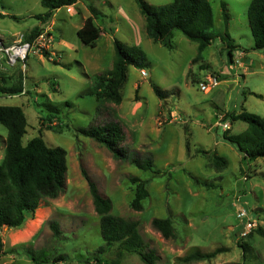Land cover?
<instances>
[{
  "label": "rangeland",
  "instance_id": "374dc122",
  "mask_svg": "<svg viewBox=\"0 0 264 264\" xmlns=\"http://www.w3.org/2000/svg\"><path fill=\"white\" fill-rule=\"evenodd\" d=\"M79 1L57 9L50 21L41 24L35 18L45 11L40 0H0L1 40L4 36L11 43L34 26L52 37L48 56L30 52L25 64L14 66L0 57V79L11 83L20 76L24 87L22 94H1L0 105L23 109L27 120L23 144L41 134L48 146L63 147L67 160L64 191L43 199L22 226L0 228L4 244L0 264L92 263L103 240L82 167L98 191L110 198L113 214L138 222L148 248L158 256L156 264H264V236L256 230L264 233V157L245 158L223 136L247 126L241 120L231 121L229 114L246 110L264 118V50L252 48L250 0H209L214 16L209 30L230 34L238 45L232 57L218 38L196 57L197 42L178 29L170 38L171 48L152 40L135 0ZM144 1L160 6L172 0ZM90 8L97 12L94 22L101 31L94 46L84 45L76 34ZM114 39L143 50L144 70L128 65L121 102L105 103L99 116V105L89 90L94 75L112 66ZM209 76L218 84L203 88ZM152 85L165 97L159 98ZM49 115H54L51 120ZM113 118L122 126L129 156L151 157L152 171L113 158L78 130ZM6 133L0 123V160ZM130 176L147 181L148 196L141 210L131 207ZM240 210L243 216L238 215ZM155 217H170L176 237L164 238L155 230L151 225ZM52 221L60 229L57 235L49 226ZM247 221L252 222L250 229ZM245 242L252 251L244 259ZM217 247L224 250L210 259H176L193 249L208 252ZM115 248L116 244L106 248L105 257L114 259ZM39 249L50 260L41 256L33 261ZM119 263L144 264L135 253L124 254Z\"/></svg>",
  "mask_w": 264,
  "mask_h": 264
},
{
  "label": "trees",
  "instance_id": "16d2710c",
  "mask_svg": "<svg viewBox=\"0 0 264 264\" xmlns=\"http://www.w3.org/2000/svg\"><path fill=\"white\" fill-rule=\"evenodd\" d=\"M76 1L40 0L45 11L36 14L35 18L41 24L47 23L55 10L72 5ZM135 1L144 16L148 37L168 48L172 47L170 38L175 29L180 30L188 39L197 42L196 57H200L201 52L216 38L225 45L231 57L234 49L238 47L227 31L209 30L214 24L213 10L209 0H172L160 6H151L144 0ZM221 7L225 10L224 2H221ZM90 11L91 14L84 19L76 34L84 45L94 46L101 31L94 22L97 12L93 8H90ZM247 20L253 37L252 48L264 50V0H250L247 7ZM41 31L42 27L34 26L24 38L31 40ZM113 44L114 59L111 68L94 75L89 90L99 105L97 108L99 116L105 111V103L119 104L121 102V88L126 81L128 65L138 69L144 68L145 56L139 46L125 45L117 39H114ZM43 55L48 56L47 52H43ZM23 88L20 76L11 83L0 79V95L19 94ZM152 89L159 98L165 97L163 90L157 86L152 85ZM53 116L49 115L47 120H51ZM228 117L231 121L241 120L247 126L236 134L223 132L224 138L236 145L245 158L264 157V118L246 110L229 114ZM42 120L45 121V118ZM0 123L7 129L3 156L0 160V228H18L23 225L29 214L35 212L43 199H54L64 191L67 171L66 150L61 146H48L41 134L23 144L22 137L26 132L27 120L23 109L18 105H0ZM58 128L60 129V126ZM78 130L104 146L113 158L121 161L128 159L141 170H153L151 157L129 156L128 150L123 147L125 134L118 120L113 118L103 123L97 121ZM215 159L220 163L223 162L219 158ZM81 173L87 182L93 208L99 216L100 235L103 240V245L99 246L92 255L93 261L90 264H120V258L126 253L137 254L144 264H156L158 256L153 249L148 248V243L139 232L138 222L113 214L110 198L98 191L96 183L83 167ZM129 180L134 185L131 207L141 210L142 203L148 196L147 181L138 176H130ZM151 225L164 238L176 237V230L170 217H155L151 220ZM49 226L54 235L60 233L57 222L52 221ZM256 230L264 236L262 229ZM113 244H116V255L114 259H108L105 257V251ZM3 246L0 238V256L4 252ZM241 248L245 259L247 254H251V246L245 242L241 244ZM223 250L221 247L208 252L193 249L176 259L180 262L210 259ZM37 257L50 260L43 249H39L32 255V260L35 261ZM86 263L88 264L89 260Z\"/></svg>",
  "mask_w": 264,
  "mask_h": 264
},
{
  "label": "built area",
  "instance_id": "2783aa9c",
  "mask_svg": "<svg viewBox=\"0 0 264 264\" xmlns=\"http://www.w3.org/2000/svg\"><path fill=\"white\" fill-rule=\"evenodd\" d=\"M51 39L52 37L50 34L43 30L39 34H37L35 37H33L31 40H25L24 35L22 33H19L16 35V37L12 40L9 44H4L2 40L0 39V57H4L5 62L9 66H14L17 64H25V61L29 55L30 52L34 53H51ZM218 84V80L216 77L209 76L207 83H203V88H211ZM24 93V90L21 92V94ZM16 94H13V96ZM223 126L225 128L229 127L228 122H224ZM245 212L243 210H240L238 215L243 216ZM252 222L247 221L246 225L250 229L252 227Z\"/></svg>",
  "mask_w": 264,
  "mask_h": 264
},
{
  "label": "crops",
  "instance_id": "0c3cea01",
  "mask_svg": "<svg viewBox=\"0 0 264 264\" xmlns=\"http://www.w3.org/2000/svg\"><path fill=\"white\" fill-rule=\"evenodd\" d=\"M79 2H80V1L77 0L74 4L69 5L68 7H70V6H75V5L78 4ZM58 9H59V8H58ZM55 11H56V10H55ZM0 13H2V12H0ZM89 15H90V13H88V14H86L85 16L82 17V24H83L84 19H85L87 16H89ZM82 24H81V25H82ZM80 27H81V26H80ZM77 29H78V28H77ZM12 34H13V33H12ZM5 38H6V37L3 36L2 41H3L4 44H8L9 42H6V41H5ZM4 41H5V42H4ZM141 70H144V69H141ZM6 134H7V133H6ZM5 138H6V136L3 137V142H4L3 145H5ZM3 147H4V146H3ZM3 149H4V148H3Z\"/></svg>",
  "mask_w": 264,
  "mask_h": 264
}]
</instances>
